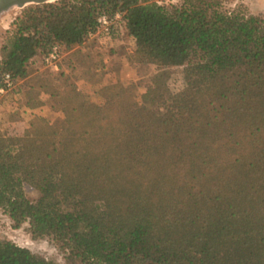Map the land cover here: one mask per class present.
<instances>
[{
	"label": "trees",
	"instance_id": "16d2710c",
	"mask_svg": "<svg viewBox=\"0 0 264 264\" xmlns=\"http://www.w3.org/2000/svg\"><path fill=\"white\" fill-rule=\"evenodd\" d=\"M223 1L56 0L12 20L7 90L53 47L109 35L102 15L120 14L131 61L160 67L142 102L105 78L89 94L100 103L65 84L60 126L32 115L20 135L0 132V209L15 227L51 237L70 263L264 264V18ZM177 66L184 87L172 93L164 75ZM0 264L58 263L0 239Z\"/></svg>",
	"mask_w": 264,
	"mask_h": 264
},
{
	"label": "rangeland",
	"instance_id": "374dc122",
	"mask_svg": "<svg viewBox=\"0 0 264 264\" xmlns=\"http://www.w3.org/2000/svg\"><path fill=\"white\" fill-rule=\"evenodd\" d=\"M144 2L170 6L180 5L182 0H144ZM34 4L30 3L24 7L12 6L0 13V58L2 47L7 44L12 35V20L25 7ZM221 9L264 18V0H224ZM134 48V40L126 34L122 23L117 21L109 35L100 34L95 38H90L84 45L70 52L63 50L60 55L61 63L58 61L57 69L43 63L40 56L35 57L29 64L27 77L16 82L17 90L2 88L0 92V132L10 136L20 135L23 126L29 125L33 118L32 115L43 116L51 124L60 126L63 118L60 112L62 105L60 97L54 93L57 90H64L65 84L66 88L69 84L77 88L80 93L79 100L83 99V94L88 93L90 100L100 103L96 95L90 96L89 94H92L94 89L92 82L97 83L105 78L111 84L131 85L135 100L142 102L143 96L152 86L153 77L158 74L160 67L153 63L131 61L130 57ZM65 60L69 61L70 65H67ZM197 60V56L190 59L191 63ZM183 68V66H177L166 69L164 77L167 76L166 85L172 93L184 87ZM200 83L198 80H193L194 85ZM26 99L34 102L41 101L42 104L37 106L41 107L34 113L23 114L26 110L20 112V109ZM25 193L31 200L39 196V192L29 185L25 186ZM0 239L13 241L58 264H85L79 261L67 262L62 250L51 237H33L29 231L28 222L15 227L2 209H0Z\"/></svg>",
	"mask_w": 264,
	"mask_h": 264
},
{
	"label": "built area",
	"instance_id": "2783aa9c",
	"mask_svg": "<svg viewBox=\"0 0 264 264\" xmlns=\"http://www.w3.org/2000/svg\"><path fill=\"white\" fill-rule=\"evenodd\" d=\"M120 19V14L116 13L113 16H107V15H102L98 18V22L101 25V28L98 32H106L109 33L111 29L115 27V23ZM99 34V33H97ZM60 59V52L57 47H53L52 50L45 55L42 58L43 63L46 65L51 66L53 69H57L58 61ZM9 76L8 74L5 75V78L7 79ZM10 85V84H9ZM3 89L0 88V92Z\"/></svg>",
	"mask_w": 264,
	"mask_h": 264
},
{
	"label": "water",
	"instance_id": "95a60500",
	"mask_svg": "<svg viewBox=\"0 0 264 264\" xmlns=\"http://www.w3.org/2000/svg\"><path fill=\"white\" fill-rule=\"evenodd\" d=\"M52 1L55 0H0V13L12 6L24 7L25 5L30 3L39 4Z\"/></svg>",
	"mask_w": 264,
	"mask_h": 264
},
{
	"label": "crops",
	"instance_id": "0c3cea01",
	"mask_svg": "<svg viewBox=\"0 0 264 264\" xmlns=\"http://www.w3.org/2000/svg\"><path fill=\"white\" fill-rule=\"evenodd\" d=\"M71 51V50H70ZM70 51H68V52H70ZM35 59V58H34Z\"/></svg>",
	"mask_w": 264,
	"mask_h": 264
}]
</instances>
